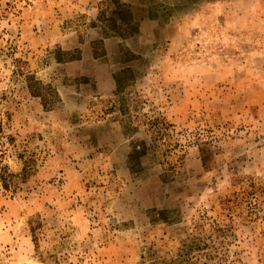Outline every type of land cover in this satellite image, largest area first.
<instances>
[{"label": "rangeland", "instance_id": "1", "mask_svg": "<svg viewBox=\"0 0 264 264\" xmlns=\"http://www.w3.org/2000/svg\"><path fill=\"white\" fill-rule=\"evenodd\" d=\"M0 264H264V0H0Z\"/></svg>", "mask_w": 264, "mask_h": 264}, {"label": "trees", "instance_id": "2", "mask_svg": "<svg viewBox=\"0 0 264 264\" xmlns=\"http://www.w3.org/2000/svg\"><path fill=\"white\" fill-rule=\"evenodd\" d=\"M12 176V175H11ZM5 187L7 186V185H4Z\"/></svg>", "mask_w": 264, "mask_h": 264}]
</instances>
